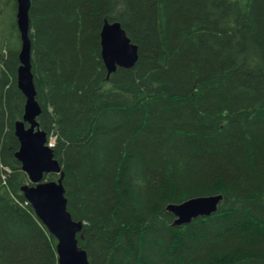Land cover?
Instances as JSON below:
<instances>
[{"label": "trees", "instance_id": "16d2710c", "mask_svg": "<svg viewBox=\"0 0 264 264\" xmlns=\"http://www.w3.org/2000/svg\"><path fill=\"white\" fill-rule=\"evenodd\" d=\"M30 1L37 121L88 264H264V0ZM15 15L0 0V264H57L15 157ZM105 20L138 47L110 75ZM218 193L214 213L172 224L167 204Z\"/></svg>", "mask_w": 264, "mask_h": 264}, {"label": "water", "instance_id": "95a60500", "mask_svg": "<svg viewBox=\"0 0 264 264\" xmlns=\"http://www.w3.org/2000/svg\"><path fill=\"white\" fill-rule=\"evenodd\" d=\"M17 26L22 44L17 69V85L25 98L22 120L15 122L14 134L18 140L15 157L27 175L28 183L21 186L24 198L29 202L35 216L55 238L57 264H88L86 251L78 245L77 234L82 229V221H76L67 210L64 195V171L46 145V133L36 120L40 106L35 99L36 91L30 69V40L28 38L29 0H16ZM101 57L107 72L113 73L117 67L131 68L138 59V48L130 41L117 22L106 23L101 33ZM47 174H57L55 180L44 178ZM222 194L196 196L180 203H169L166 210L174 216L177 226L188 224L197 217H206L217 210Z\"/></svg>", "mask_w": 264, "mask_h": 264}, {"label": "bare ground", "instance_id": "6f19581e", "mask_svg": "<svg viewBox=\"0 0 264 264\" xmlns=\"http://www.w3.org/2000/svg\"><path fill=\"white\" fill-rule=\"evenodd\" d=\"M16 1V0H15ZM30 5H31V1L29 0V7H28V17H27V25H28V38H29V40H30V37H29V9H30ZM16 13H17V2H16ZM15 18H16V26H17V17H16V15H15ZM114 22H117V21H114ZM106 23H111V22H108V21H104V23H103V25H102V28H101V30H100V45H101V33H102V30H103V27H104V25L106 24ZM119 25H120V27L122 28V26H121V24L119 23V22H117ZM17 29H18V26H17ZM123 29V28H122ZM124 30V29H123ZM18 32H19V38H20V48H19V52H18V59H19V54H20V50H21V44H22V39H21V34H20V30L18 29ZM136 45V44H135ZM137 46V45H136ZM138 48V47H137ZM103 60V59H102ZM21 63H20V59H19V65H20ZM19 67V66H18ZM118 68V67H117ZM120 68H122V67H120ZM18 69V68H17ZM30 69H31V52H30ZM31 72H32V69H31ZM107 75H110L108 72H107ZM32 76H33V74H32ZM16 80H17V78H16ZM33 82H34V80H33ZM36 99V98H35ZM37 101V100H36ZM38 103V102H37ZM39 104V103H38ZM40 106V105H39ZM40 113H41V106H40ZM39 113V114H40ZM39 116V115H38ZM37 116V117H38ZM20 120H22V118L21 119H19V120H17V121H20ZM36 120H37V118H36ZM16 122V121H15ZM38 122V121H37ZM14 128H15V123H14ZM61 165V164H60ZM61 167H62V165H61ZM62 169H63V167H62ZM64 171V170H63ZM76 221H80V220H76ZM172 224L175 226L176 224L174 223V221L172 222ZM177 226V225H176ZM84 249V248H83ZM85 250V249H84ZM86 251V250H85ZM86 254H87V252H86Z\"/></svg>", "mask_w": 264, "mask_h": 264}, {"label": "rangeland", "instance_id": "374dc122", "mask_svg": "<svg viewBox=\"0 0 264 264\" xmlns=\"http://www.w3.org/2000/svg\"><path fill=\"white\" fill-rule=\"evenodd\" d=\"M1 33V32H0ZM13 40H14V37H13Z\"/></svg>", "mask_w": 264, "mask_h": 264}]
</instances>
